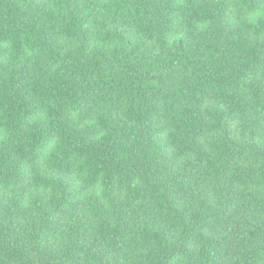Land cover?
Listing matches in <instances>:
<instances>
[{
    "label": "trees",
    "instance_id": "obj_1",
    "mask_svg": "<svg viewBox=\"0 0 264 264\" xmlns=\"http://www.w3.org/2000/svg\"><path fill=\"white\" fill-rule=\"evenodd\" d=\"M0 264H264V0H0Z\"/></svg>",
    "mask_w": 264,
    "mask_h": 264
}]
</instances>
